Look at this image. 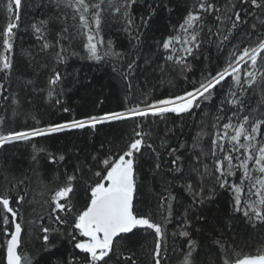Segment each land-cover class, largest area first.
Masks as SVG:
<instances>
[{"label":"snow or ice","instance_id":"6c2138e0","mask_svg":"<svg viewBox=\"0 0 264 264\" xmlns=\"http://www.w3.org/2000/svg\"><path fill=\"white\" fill-rule=\"evenodd\" d=\"M138 2L41 0L42 18L30 26L34 44L26 55L28 75L19 72L16 64L24 0H0L7 17L0 27V151L9 145L30 148L28 171L39 181V195L46 197L35 201L33 176L27 171L17 175L14 165L6 159L0 162V264H40L42 257L34 260L23 251L29 231L37 234L45 253L57 247V240L71 243L73 251L62 264H164L166 225L173 221L180 201L174 192L177 187L191 197L181 214L179 231L173 234L185 238L182 264H203V248L192 239V216L197 206L213 202L218 192L229 195L230 211L218 229H212L215 259L210 264H264V0H226L224 4L193 0L178 27L157 42L155 60H145L159 74L157 78L179 76L191 87L158 98L151 91L135 97L130 77L139 68L141 29L149 26L157 7L168 8V4L154 0L145 14L136 17ZM106 14L122 21L135 54L105 42L101 32ZM77 37L85 53L82 58L114 59L113 72L133 94L125 96L121 109L77 116L65 102L66 73L59 66L78 55L70 51ZM212 45L218 53H226L223 64L214 73L189 80L191 61L201 56L207 60L204 49ZM41 73H46L43 86H39ZM34 96L47 109L69 113L71 119L44 121L32 111ZM213 100L218 101L214 112L206 114L207 122L198 126L191 146L186 141L173 146L172 139L178 141L184 133L185 118L203 112ZM21 114L32 123L10 126ZM113 123L130 124L121 142L106 149L102 144L103 151L83 158L77 155L71 170L61 163L63 153H50L40 143L54 134L96 132L98 126ZM42 154L48 164L63 169L57 170L53 189L39 171ZM145 157L151 161L150 181L142 176ZM22 209H31L29 219H24ZM196 219L206 221L202 214ZM237 225L243 227L244 235ZM141 234L153 238L151 249H145L147 259L137 255L133 239Z\"/></svg>","mask_w":264,"mask_h":264},{"label":"trees","instance_id":"16d2710c","mask_svg":"<svg viewBox=\"0 0 264 264\" xmlns=\"http://www.w3.org/2000/svg\"><path fill=\"white\" fill-rule=\"evenodd\" d=\"M6 3V0H4ZM154 0H139L134 9V16L139 17L147 12V5L153 3ZM158 3V0H156ZM193 0H165L168 8L157 7L155 14L149 21V26L141 29L143 33L141 40L142 44L138 55L140 59L137 61L139 68L134 73L132 80L134 95L140 97L142 91H151L153 98L163 97L170 93L180 92L185 88H190L191 84L179 76H169L163 80L157 78L158 73L154 74L151 67L145 63L148 57L155 60L153 53H157V42L167 38L173 32V28L178 27L182 22L183 16L186 14V8L190 7ZM25 6L21 13V26L18 32L16 41V64L19 72L31 75V69L28 67L26 55L32 48L34 41L31 35L30 26L34 20L42 18V12L38 6L41 0H24ZM219 3L224 4L226 0H219ZM171 9L169 11L168 9ZM47 14L46 12L44 13ZM7 23L6 13L2 4H0V27ZM55 28H53L54 34ZM102 36L105 42L112 41L116 50L123 52H134L129 43L130 37L123 31V24L119 18H115L110 14H106L105 20L102 23ZM135 43V41H133ZM70 51L78 53V55L70 56L65 65H60V70L64 73L65 79L62 87L65 91L64 100L70 104L77 116L84 112L94 111L100 112L103 110H119L124 106L125 96H132L126 88V82L123 81L119 75L113 72L114 59L105 58L101 61L82 58L85 53L82 50L81 40L77 37L72 41ZM105 49L101 48L100 52L103 55ZM135 54V52H134ZM204 55L208 57L207 60L201 56L198 60L191 61L192 71L188 73L189 80H199L202 73L215 72L218 65L223 64L226 53H218L214 45L208 46L204 49ZM131 58V57H130ZM37 60H42V57L37 56ZM154 66V65H153ZM46 73H41L39 86H43ZM171 80V83H169ZM219 91L217 92V96ZM100 101H103L101 104ZM32 111L36 112L42 117L44 121H61L63 119H71L69 113L57 112L56 109H47V105L43 104L39 96L33 97ZM217 100H213L210 105L204 107L203 112L198 111L193 117H186V125L184 133L179 135V140L175 138L170 142L176 146L178 142H187L191 146L192 136L198 131V126L202 121L207 122L206 114L214 112V105ZM99 107H96V105ZM47 109V110H46ZM11 115V113H9ZM151 119V118H150ZM31 124L32 120L26 118L23 114L13 118L10 126L20 127L25 124ZM180 121L177 120V125ZM163 127V125H160ZM172 126V125H169ZM130 130V124L113 123L111 125L98 126L96 132L91 130H72L70 132L54 134L46 140H41L40 143L48 149V152L59 155H65V161L61 162L64 167L71 170V167L76 163V156L83 158L84 155L103 151L111 145H118L122 138L126 136ZM104 145V149L101 145ZM207 147V145H204ZM30 148H26L23 144L9 145L6 151H0V162L5 159L11 165L15 166L16 173L28 172L29 176L33 173L29 170ZM40 161L39 171L45 183L50 189L55 188L58 181L55 179L57 170L62 171L60 165H50L47 163L46 155ZM165 159H168L165 156ZM146 163L142 170V176L145 181H150L149 165L151 161L145 157ZM154 188L158 186L153 184ZM32 193L35 201H42L46 197L39 195L42 190L39 181L33 176V183L31 185ZM174 192L180 196V201L175 205V213L173 221L166 225L167 237L165 239V254L164 264H182L185 238L174 236L173 234L179 231V222L184 208L191 203V197L186 193L180 191L179 187L174 189ZM37 211L41 210L40 203L34 205ZM202 209V211H201ZM31 209L25 211L22 209L24 219L30 218ZM230 211L229 195L224 192H218L213 202L206 203L202 206H197L195 214L192 216V239L203 248L201 253V260L203 264H210V261L215 259L213 246L211 244V237L215 235L213 228L219 225L226 218L227 212ZM203 215L205 220L196 219L197 215ZM23 222V221H22ZM199 230V231H198ZM236 230L244 235V230L241 225L236 226ZM37 234L29 231L25 235V245L23 251L33 256L34 260L41 258L40 264H62V261L69 257L73 249L71 243L65 240H57V247L51 249L49 253L40 250L41 241L36 238ZM134 243L137 244V255L141 259H147L145 249H151L153 246V238L151 235L145 237L143 234L133 238ZM143 244L144 249L139 248ZM186 251V247L184 248ZM248 249L245 248V251Z\"/></svg>","mask_w":264,"mask_h":264}]
</instances>
